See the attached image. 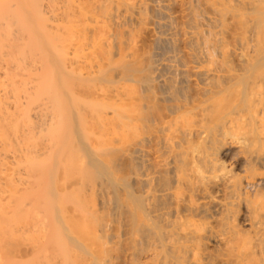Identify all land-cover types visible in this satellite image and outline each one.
Wrapping results in <instances>:
<instances>
[{"label": "bare ground", "instance_id": "obj_1", "mask_svg": "<svg viewBox=\"0 0 264 264\" xmlns=\"http://www.w3.org/2000/svg\"><path fill=\"white\" fill-rule=\"evenodd\" d=\"M15 1L0 264H264V0Z\"/></svg>", "mask_w": 264, "mask_h": 264}, {"label": "rangeland", "instance_id": "obj_2", "mask_svg": "<svg viewBox=\"0 0 264 264\" xmlns=\"http://www.w3.org/2000/svg\"><path fill=\"white\" fill-rule=\"evenodd\" d=\"M7 1H9V0H7ZM14 1H15V0H14ZM17 1H18V0H17ZM27 1H28V0H27ZM27 1H26V2H27ZM54 1H55V5H53V4H54V3H53ZM54 1L44 0L43 3H42V6H43V7L40 6V8H41V10L46 11V12H47V15H49V13L52 14L51 17L53 16L54 18H56V17L59 15V13L62 12L63 15L61 16V14H60V17H59V18H56V19H60L61 17H64V12H65L64 9H65L66 6L63 7V5H64V4L67 5L68 3H71V2H68V0H67L68 3H66V2H64L65 0H63V2H62V0H60V3H59V4H60L61 7H63V9H62V8H59L60 6H59V4L57 3L58 1H57V0H54ZM69 1H70V0H69ZM15 2H16V1H15ZM15 2H13V3H15ZM20 2H21V1L19 0V3H18V4H20L19 6L21 7V5H22L21 3H22V2H21V3H20ZM28 2H29V1H28ZM61 2H62V5H61ZM51 3H52V4H51ZM56 3H57V4H56ZM63 3H64V4H63ZM15 4H16V3H15ZM15 4H14V5H15ZM23 4H24L23 7L27 6V9L29 8V7H28L29 5H25V4H26L25 1L23 2ZM27 4H28V3H27ZM29 4H30V3H29ZM50 5H51V6H50ZM9 6H10V5H9ZM11 6H12V8H13V5H11ZM19 6H18V7H19ZM46 6H47V7H46ZM14 7L16 8L17 6H14ZM18 7H17V8H18ZM20 7H19V8H20ZM1 8H2V7H1ZM3 8H5V7H3ZM6 8H7V5H6ZM15 8H14V10H15ZM17 8H16V9H17ZM21 8H22V7H21ZM21 8H20V9H21ZM30 8H31V7H30ZM43 8H44V9H43ZM47 8H48V9H47ZM24 9H26V7H25ZM27 9H26V10H27ZM35 9H36V8H35ZM37 9H38V11L36 10L37 14H39V13L42 14L43 11H42V12H41V11L39 12L40 9H39V8H37ZM58 9H59V10H58ZM4 10H5V9H4ZM22 10H23V9H22ZM60 10H61V12H60ZM2 11H3V10H2ZM23 11H24V10H23ZM7 12H8V10H7ZM24 12H25V11H24ZM24 12L21 13V14H24ZM30 12H31V11H30ZM36 12L34 11L35 14H36ZM38 12H39V13H38ZM1 13H2V12H1ZM5 13H6V12H5ZM8 13H10V12H8ZM32 13H33V12H32ZM44 13H45V12H44ZM44 13H43V15H44ZM13 14H14V13H13ZM21 14H20V15H21ZM53 14H54V15L56 14V15H55L56 17H55ZM8 15H9V14H8ZM27 15H28V13H27ZM30 15H32V14H30ZM1 16H3V15H1ZM5 16H6V14H5ZM9 16H10V15H9ZM11 16H12V15H11ZM25 16H26V14H25ZM33 16H35V17H36V16L39 17V16H42V15H39V16H38V15H33ZM20 17H22V19H23L24 16L22 15V16H20ZM45 17H46V15H45ZM49 17H50V16H49ZM53 17H52V18H53ZM42 18H43V17H42ZM52 18H50V19L53 21ZM37 19H38V18H37ZM37 19L32 20V21H35V24H36V20H37ZM43 19H44V18H43ZM43 19H42V21H44ZM50 19H49V20H50ZM20 20H21V19H20ZM61 20L63 21L62 18H61ZM61 20L58 21L59 23L56 24L55 28H53L54 26H53V27L50 26V27H51L50 30H52V28L55 30V29L57 28V25H58V24L60 25V23L63 24L62 26H65L64 23H65V24L68 23L67 21H65V19H64V21H65L64 23H63ZM22 21H23V20H21V22H22ZM39 21H40V20H39ZM39 21H37V22H39ZM42 21H41V24L43 25L44 22H42ZM45 21H48V20H45ZM52 21H50V22L52 23ZM54 21L56 22L57 20L54 19ZM3 22H4V21H3ZM21 22L19 21V23H21ZM33 23H34V22H33ZM48 23H49V22H48ZM3 24H4V23H3ZM21 24H23V23H21ZM26 24H27V23H25V25H26ZM37 24L40 25L39 23H37ZM53 24H54V22H53ZM69 24H70V23H68V25H69ZM32 25H33V24H32ZM38 25H37V26H38ZM44 25H45V24H44ZM47 25H50V23L47 24ZM47 25H46V27L48 28L49 26H47ZM59 25H58V28H59ZM62 26L60 25V28H59V29H60V32H61V30H62V29H61ZM38 27H39V26H38ZM38 27H36V30L39 29ZM15 28H16V27H15ZM37 28H38V29H37ZM42 28H43V26H42ZM67 28H68V27H67ZM4 29H7V28L4 27ZM33 29H34V28H33ZM33 29L31 28L30 31H31V30L33 31ZM45 29H46V28H44V31L47 30V29H46V30H45ZM48 29H49V28H48ZM65 29H66V28H65ZM65 29H63L62 32H63V31H64V32H65V31L67 32L68 29H67V30H65ZM1 30H2V29H1ZM9 30H10V29H8L7 32H8ZM15 30H16V29H15ZM17 30L19 31L20 29L17 28ZM17 30H16V31H17ZM23 30H24V29H23ZM23 30H22V32H23ZM26 30H27V29H26ZM54 30H53V31H54ZM57 30H58V29H57ZM5 31H6V30H4V33H6ZM16 31H15V32H16ZM18 31H17V32H18ZM20 31H21V30H20ZM24 31H25V30H24ZM30 31H29V32H30ZM38 31L41 32L42 29L40 28ZM38 31H37V32H38ZM48 31H49V30H48ZM55 32H56V30H55ZM19 33H20V32H19ZM27 33H28V32H27ZM50 33H52V31H51ZM25 34H26V31H25ZM54 34H56V33H54Z\"/></svg>", "mask_w": 264, "mask_h": 264}]
</instances>
